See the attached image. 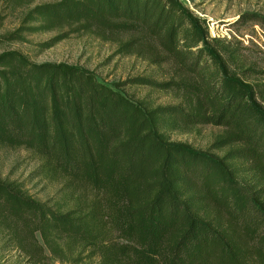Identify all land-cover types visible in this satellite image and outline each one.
<instances>
[{
	"label": "trees",
	"instance_id": "16d2710c",
	"mask_svg": "<svg viewBox=\"0 0 264 264\" xmlns=\"http://www.w3.org/2000/svg\"><path fill=\"white\" fill-rule=\"evenodd\" d=\"M249 22L264 28V15L233 25ZM21 23L0 43L66 27L58 39L90 34L173 67L165 82L107 86L77 65L0 54V147L28 151L32 175L63 193L50 204L0 178V238L26 264H264V70L250 49L211 37L180 0H53ZM129 85L177 103L149 106ZM198 126L222 129L206 151L170 139Z\"/></svg>",
	"mask_w": 264,
	"mask_h": 264
},
{
	"label": "rangeland",
	"instance_id": "374dc122",
	"mask_svg": "<svg viewBox=\"0 0 264 264\" xmlns=\"http://www.w3.org/2000/svg\"><path fill=\"white\" fill-rule=\"evenodd\" d=\"M53 0H34L31 4L13 0H0V36H7L21 28L23 15L32 7ZM199 17L207 19V25L219 38L240 41L250 49V60L264 70V28L257 23L233 25L238 16L245 12L264 15V0H180ZM32 24L29 26H36ZM66 27L49 31H22L19 39L0 43V54L16 51L33 63H67L93 71L98 80L107 86H115L135 77L165 82L173 72L171 64L158 65L132 55H118V43L102 41L90 34H69L63 39ZM212 37V36H211ZM121 41V40H120ZM51 46L45 48L44 43ZM264 79V77H263ZM124 94L134 100H143L149 106L174 105L177 101L167 92H159L148 86L129 85ZM222 131L213 126H198L184 131L170 133L174 142L189 144L194 150L206 151L214 137ZM225 151V150H224ZM223 151V152H224ZM216 154H221L216 152ZM38 160L22 148L0 147V178L16 180L24 185L29 194L42 202H62L60 185L41 178L33 172ZM0 264H26L25 259L0 238Z\"/></svg>",
	"mask_w": 264,
	"mask_h": 264
},
{
	"label": "built area",
	"instance_id": "2783aa9c",
	"mask_svg": "<svg viewBox=\"0 0 264 264\" xmlns=\"http://www.w3.org/2000/svg\"><path fill=\"white\" fill-rule=\"evenodd\" d=\"M208 26H209V28H211V27H212V29H213V27H214V25H213V24H212V25L208 24ZM210 34H211V36H212V37H219L218 35H214L212 32H211Z\"/></svg>",
	"mask_w": 264,
	"mask_h": 264
}]
</instances>
